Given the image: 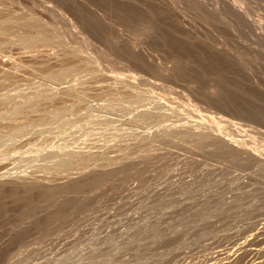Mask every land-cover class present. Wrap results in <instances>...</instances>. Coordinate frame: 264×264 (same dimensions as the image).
<instances>
[{"label":"rangeland","instance_id":"obj_1","mask_svg":"<svg viewBox=\"0 0 264 264\" xmlns=\"http://www.w3.org/2000/svg\"><path fill=\"white\" fill-rule=\"evenodd\" d=\"M36 1L41 5H36ZM107 1L0 0V20L35 13L49 26L58 27L68 41L71 37L72 45L79 46L87 40V52L99 56L103 71L100 76L79 72L82 74L64 77L62 85L80 83L86 91L78 99L67 101L72 107L65 117L51 122L43 120L46 123L23 130L16 142L4 141L16 150L4 158L0 156V163L7 165L3 169L54 174L55 171L43 167L50 159H42L40 152L35 153L38 158L31 156L29 149L37 146L44 154L59 142L70 149L96 152L89 168L111 169L95 183H86L74 193L68 191L62 198L58 196V201L56 195L46 199L37 191L26 193L27 198L22 191L15 195L0 192V264H225L219 260L224 256L225 262L229 260L227 264H264V159L248 164L242 159L226 158L229 156L214 153L208 143L196 146L191 138H167L154 144L144 143L142 138L140 144L137 139L146 130L173 121L211 120L218 123L216 127L229 132L232 140L245 141L258 153H264V30L256 27L264 28V0ZM45 5L52 8L47 10ZM39 49L42 58H34V48L11 43L9 35H0V58L5 59L4 67L10 71L0 72V78L7 79L0 82V120L15 101L46 86H42L44 82L58 87L53 79L50 78L52 83L46 78L44 69L48 63L44 60H52V55L61 50L56 44ZM176 55H182L181 60ZM180 61L188 66L174 68ZM159 64L170 68L169 75L160 73ZM135 77L139 82L132 86L129 80ZM115 85L122 93L134 91L147 97L128 102L120 93V98L113 100L108 87ZM5 93L14 97L6 98ZM58 105L44 102L36 115H47ZM148 106L172 114L169 112L167 121L162 120L165 124L159 120L131 122L129 117L135 110ZM93 116L112 117V127L100 119L105 126H94L97 131L100 127L104 130L92 133ZM5 121L4 135L10 129V122ZM61 127L67 128V133H61ZM113 127L121 130L117 132ZM2 138L1 143L9 136ZM111 158L113 164V160L109 162ZM120 161L123 163L119 164ZM77 167L69 171L77 174L82 170ZM67 173L55 172L59 180ZM33 203L37 207L33 208ZM28 208H32L33 214L35 210L33 218ZM246 250L248 253H244Z\"/></svg>","mask_w":264,"mask_h":264},{"label":"bare ground","instance_id":"obj_2","mask_svg":"<svg viewBox=\"0 0 264 264\" xmlns=\"http://www.w3.org/2000/svg\"><path fill=\"white\" fill-rule=\"evenodd\" d=\"M32 1V3H34L33 1H35V0H31ZM95 1V0H94ZM97 1V0H96ZM104 1H107V0H104ZM108 1H110V0H108ZM107 1V2H108ZM112 1V0H111ZM114 1V0H113ZM119 1V0H118ZM121 1V0H120ZM122 1H125V0H122ZM129 1V0H128ZM131 1V0H130ZM68 2V1H67ZM78 2V1H77ZM100 2V1H99ZM133 3H135L134 1H132ZM158 2H160V0H158ZM72 4H73V2H71ZM75 3H76V1H75ZM81 3H83V2H81ZM85 3V2H84ZM97 3V2H96ZM124 3V2H123ZM127 3H130V2H127ZM162 3V2H161ZM161 3H159V5H161ZM164 3V2H163ZM162 3V4H163ZM35 4L36 5H41V3L40 2H38V1H36L35 2ZM69 4V3H68ZM78 4V3H77ZM80 4V3H79ZM78 4V5H79ZM91 4H92V2H91ZM101 4V3H100ZM131 4V3H130ZM70 5V4H69ZM85 5V4H84ZM89 5V4H88ZM98 5V4H97ZM104 5V4H103ZM107 4H105L104 6H106ZM126 5V4H125ZM129 5V4H128ZM135 5V4H134ZM133 5V6H134ZM137 5V4H136ZM157 5H158V3H157ZM43 6V5H42ZM46 6V5H45ZM86 6V5H85ZM95 6V5H94ZM110 6V5H109ZM120 6V5H119ZM91 7H93V5L91 6ZM110 7H112V6H110ZM51 9L52 8V6H46V9ZM86 8V7H85ZM94 8V7H93ZM109 8V7H108ZM43 9H44V7H43ZM47 9V10H48ZM54 9V8H53ZM105 9H106V7H105ZM110 9V8H109ZM119 9V8H118ZM81 10H84V9H81ZM80 9H79V11H81ZM124 10V9H123ZM126 10H128V9H126ZM44 11V10H43ZM51 11H54V10H51ZM50 11V12H51ZM87 12H88V9H87ZM125 13H126V11H125ZM240 13H242V12H240ZM89 14V13H88ZM243 15L245 14V13H242ZM242 15V16H243ZM247 15V14H246ZM88 16V15H87ZM245 17V16H244ZM247 18H248V15H247ZM98 19V18H97ZM244 19H246V18H244ZM249 19V18H248ZM248 19H246V20H248ZM251 19V18H250ZM248 20V21H250L251 22V20ZM246 20H244V21H246ZM44 21H46V20H44L41 16H38L37 14L35 15V13H34V15H23V16H8V17H6V18H4V19H2V20H0V35H9V42H11V43H18V44H25V45H27V46H29V47H32V48H34L37 52H35L36 54H32L33 55V57L35 58V57H39V58H42V56L40 55V54H42L41 52V50L39 49L40 47H43V46H45V45H51V44H56L59 48H60V53H58V54H55V55H52L53 56V59L51 60V59H48V60H44V63H45V61H46V63H48V66H46L47 67V69H44V71L46 72V75H47V77L46 78H51V79H53L54 81H52L51 79V81H52V83L54 82V83H56L57 85H58V87H56V88H54V87H52L51 86V81L49 82V84L50 85H48L47 84V82H44L43 83V81H41L42 83H39L40 85L42 84V86L46 83V86H43V87H40V88H37L36 90H34L31 94H29V95H27V96H24V99H21V100H19V101H15L14 102V104L11 106V108L7 111V112H5V113H3L2 114V117H1V122L2 121H4V120H7V121H5V122H10V124H9V126H10V129H9V131H7V133L4 135V133H5V131H3V129H4V125L5 124H7V123H1L0 122V137L2 138V135L3 136H6V137H3V138H8V136H9V139H3L2 140V143L0 142V156H2L3 158H4V155H7V154H9V152L11 153V151H15L16 150V146H14V148L15 149H10L11 148V146L9 147V144L10 143H7V142H9V141H7L6 143L8 144V146H7V144L4 142V141H6V140H10V139H12V140H14L15 142H16V138H18L19 136H21L20 135V133H24V131L23 130H25V131H27L28 130V128L30 127V129H34L36 126H38L39 124H41V122H43V120H46V121H49L50 120V122L52 121V120H57V119H60V118H63V117H65L66 116V114H67V111L70 109V107H72V105H68L67 104V101H70V100H76V99H78L79 98V96L81 95V94H83L85 91H86V87L84 88L83 86L82 87H80V85H78V84H80V83H74V84H66V85H62V83L60 82L62 79L63 80H65L67 77L66 76H68V75H70V74H73V76H74V74L75 75H78V74H80L79 72H85V73H88V74H92V75H94V76H100V73L101 72H103V71H101V67L99 66V64H98V57H96V56H94V54L92 53V55L93 56H91V52L90 53H88L87 52V47L89 46H87L86 45V42H87V40H86V42L85 41H83L84 43L82 44V45H79V46H75L74 44L72 45V43L71 42H69V41H71L72 39H71V37H70V40L68 41L67 40V38L65 37V36H63L65 33H60L61 31H59L58 30V27L56 28V27H52L51 25L49 26V22L47 21V23L46 22H44ZM92 21V20H91ZM94 21V20H93ZM97 21V20H96ZM99 21V20H98ZM69 22V21H68ZM79 22V21H78ZM83 23H85V21L83 20L82 21ZM81 22V23H82ZM88 22V21H87ZM102 22V21H101ZM104 22V21H103ZM249 22V23H250ZM71 23V22H70ZM75 23V25H76V23L77 22H74ZM80 23V22H79ZM80 23V24H81ZM100 23V22H99ZM245 23H247V22H245ZM252 23V22H251ZM248 24V23H247ZM54 25V24H53ZM68 25H69V23H68ZM73 25V24H72ZM82 25V24H81ZM87 25V24H86ZM56 26V25H55ZM71 26V25H70ZM69 26V27H70ZM77 26H78V24H77ZM255 26V25H254ZM72 27V26H71ZM71 27H70V30H71ZM79 27H81V26H79ZM91 27V26H90ZM256 27L257 28H259V29H262V30H264V28L262 27V25H256ZM255 27V28H256ZM87 28V27H86ZM93 28V27H92ZM85 30V29H84ZM74 31V30H73ZM119 31V30H118ZM71 33H73L72 32V30L70 31ZM75 33V32H74ZM77 34V33H76ZM75 34V35H76ZM69 35V34H68ZM72 35V34H71ZM71 35H69V36H71ZM87 35V34H86ZM68 36V37H69ZM88 36V35H87ZM114 36V35H113ZM164 36V35H163ZM162 36V37H163ZM72 37H74V35H72ZM114 37H116V36H114ZM168 37V36H167ZM198 37V36H197ZM196 37V38H197ZM78 38V37H77ZM201 38V37H200ZM76 39V38H75ZM110 39V38H109ZM117 39V38H116ZM166 39V38H165ZM194 39V38H193ZM161 40V39H160ZM75 41V40H74ZM89 41V40H88ZM110 41V40H109ZM178 41H180V40H178ZM192 41V40H191ZM190 40H188V42H191ZM200 41V40H199ZM76 42H77V40H76ZM90 42V41H89ZM116 42V41H115ZM172 42V41H171ZM194 42V41H193ZM196 42V41H195ZM78 43V42H77ZM88 43V42H87ZM163 43V42H162ZM165 43V42H164ZM163 43V44H164ZM177 43V42H176ZM185 43V42H184ZM183 43V44H184ZM204 43V42H203ZM79 44V43H78ZM81 44V43H80ZM89 44V43H88ZM162 44V45H163ZM180 44H181V42H180ZM192 44V43H191ZM190 44V45H191ZM77 45V44H76ZM177 45V44H176ZM179 45V44H178ZM182 45V44H181ZM94 46V45H93ZM96 46V45H95ZM94 46V47H95ZM192 46V45H191ZM163 47V46H162ZM170 47H172V46H169V49H170ZM173 48V47H172ZM180 48H181V46H180ZM179 48V49H180ZM208 48V47H207ZM174 49V48H173ZM176 49H178V48H176ZM165 50V49H164ZM167 50H168V48H167ZM171 50V49H170ZM195 50V49H194ZM199 50V49H198ZM220 50H222V49H220ZM218 51V50H217ZM103 52H105V51H103ZM172 52H173V50H172ZM171 52V53H172ZM181 52V51H180ZM219 52V51H218ZM102 53V52H101ZM197 53V52H196ZM201 53H202V51H201ZM200 53V54H201ZM103 54V53H102ZM174 54H176V53H174ZM185 54H186V52H185ZM195 54V53H194ZM217 54V53H216ZM40 55V56H39ZM43 55V54H42ZM99 55V54H98ZM173 55V54H172ZM171 55V56H172ZM178 55V54H177ZM176 55V56H177ZM197 55V54H196ZM202 55V54H201ZM200 55V56H201ZM220 55H222V54H220ZM45 56V55H44ZM43 56V57H44ZM49 56V55H48ZM51 56V57H52ZM170 56V55H169ZM180 56V55H179ZM186 56H187V54H186ZM191 56H193V55H191ZM198 56V55H197ZM46 58H47V56H45ZM44 57V58H45ZM50 57V56H49ZM100 57L102 58V55H100ZM105 58H104V61L106 62L107 61V57L106 56H104ZM110 57V56H109ZM163 57V56H162ZM164 57H166V56H164ZM175 56H173V58H174ZM180 57H182V55L180 56ZM180 57H176V59L177 58H179L180 59ZM184 57H185V55H184ZM220 57V56H219ZM222 57V56H221ZM226 57V56H225ZM224 57V58H225ZM159 58V57H158ZM167 58V57H166ZM169 58V57H168ZM167 58V59H168ZM187 58H189V56L187 57ZM106 59V60H105ZM109 59V58H108ZM170 59H171V57H170ZM175 59V58H174ZM179 59L178 60H175V61H179ZM184 59V58H183ZM182 59V60H183ZM199 59V58H198ZM215 59H216V57H215ZM226 59V58H225ZM232 59V58H231ZM40 60V59H39ZM54 60V61H53ZM102 61H103V58L101 59ZM169 60V59H168ZM173 60V59H172ZM181 60V59H180ZM101 61V62H102ZM157 61H158V59H157ZM185 61H188V60H185ZM201 61V60H200ZM242 61V60H241ZM54 63V66H51V65H49V63ZM104 62V63H105ZM155 62H156V60H155ZM161 62V61H160ZM177 62H175L174 64H176ZM181 62H183V61H180V65H178V64H176V65H174V68L176 67L177 69H182V68H179L180 66H183V67H185V65L187 64V66H188V63L186 62V64L185 65H182L181 64ZM193 62V61H192ZM204 62V61H203ZM216 62V61H215ZM157 63V62H156ZM164 63V62H163ZM166 63V62H165ZM183 63H185V62H183ZM199 63V62H198ZM202 63V62H201ZM55 64H56V68H55ZM4 65H6L5 64V59L3 60V59H1L0 58V72H3V73H5L6 71L7 72H10V71H8V68L6 69L5 67H4ZM192 65V64H191ZM194 65V64H193ZM203 65V64H202ZM204 65H205V63H204ZM247 65V64H246ZM7 66V65H6ZM11 66V65H10ZM14 66V65H13ZM13 66H11V68H13ZM186 66V67H187ZM15 67H16V65H15ZM157 67V66H156ZM185 67V68H186ZM197 67H198V65H197ZM201 67V66H200ZM203 67V66H202ZM243 67V66H242ZM10 68V67H9ZM10 68V69H11ZM158 68H159V70L161 71L160 73L161 74H163V75H169L168 73L170 72V68H168L167 67V65L166 66H164L163 64H159L158 65ZM204 68V67H203ZM207 68V67H206ZM205 68V69H206ZM245 68V67H244ZM184 69V68H183ZM173 70H175V69H173ZM188 70V69H187ZM197 70V69H196ZM203 70V69H202ZM245 70V69H244ZM247 70H248V68H247ZM191 71H193L192 69H191ZM175 72H177V70L175 71ZM186 72H188V71H186ZM204 72V71H203ZM2 73V74H3ZM44 73V72H43ZM77 73V74H76ZM208 73V72H207ZM45 74V73H44ZM82 74V73H81ZM80 74V75H81ZM101 74H103V73H101ZM193 75H194V73H193ZM2 76V75H1ZM4 76V75H3ZM45 76V75H44ZM43 76V78H42V80L45 78ZM211 76V75H210ZM216 76V75H215ZM5 77V76H4ZM64 77H66V78H64ZM76 77H78V76H76ZM79 77H82V76H79ZM78 77V78H79ZM195 77V76H194ZM214 77V76H213ZM212 77V78H213ZM217 77V76H216ZM2 78V79H1ZM0 78V82H2L4 79H3V77H1ZM157 78H159V77H157ZM161 78V77H160ZM6 79V78H5ZM219 79H220V77H219ZM219 79H217L218 80V82H219ZM2 80V81H1ZM7 80V79H6ZM6 80H4V81H6ZM47 80V79H46ZM146 80V79H145ZM145 80H142L141 79V81H145ZM162 80V79H161ZM3 81V82H4ZM130 83H131V85L132 86H135V85H137V83L139 82V80H137V78L135 77V78H131L130 80ZM140 81V82H141ZM149 81V80H148ZM151 81V80H150ZM149 81V82H150ZM214 81V79H212V82ZM146 82H147V80H146ZM248 82V81H247ZM63 83H65V82H63ZM144 83V82H143ZM252 83V82H251ZM147 83H145V85H146ZM151 84H154V82L153 83H151ZM39 85V86H40ZM48 85V86H47ZM150 85V84H149ZM148 85V86H149ZM216 85V84H215ZM249 85V84H248ZM158 86H160V85H158ZM212 86V85H211ZM217 86V85H216ZM216 86H215V88H216ZM253 86H256V83H255V85H253ZM37 87V86H36ZM220 87V86H219ZM258 87V86H257ZM257 87H256V89H257ZM154 88V87H153ZM253 88V87H252ZM108 89H110L111 90V92L113 93V100H115L116 98L118 99V97L120 98V93H122L121 92V89L117 86V85H115V86H110V87H108ZM148 89V88H147ZM220 89V91H221V88H219ZM223 89V88H222ZM259 89V88H258ZM261 89V88H260ZM150 90V89H149ZM154 90V89H153ZM213 90H214V87H213ZM263 91H264V89H262ZM151 91V90H150ZM149 91V92H150ZM211 90H209V92H210ZM215 91V90H214ZM152 92V91H151ZM218 92H216V94H217ZM123 94V96H122V99L123 98H127L128 99V102L129 101H132V102H136V101H140V100H143L145 97H147V96H145V95H142L141 93H139V92H134V91H125V92H123L122 93ZM218 95V94H217ZM216 95V96H217ZM3 96H5L6 98H13L14 96H12V95H10L9 93H5ZM210 96V95H209ZM229 96H232V95H229ZM148 97H150V96H148ZM211 97V96H210ZM115 98V99H114ZM212 98V97H211ZM213 98H216L215 96L213 97ZM225 98V97H224ZM228 98V97H227ZM116 99V100H117ZM126 99V100H127ZM226 99V98H225ZM112 100V101H113ZM214 100V99H213ZM227 100V99H226ZM125 101V100H124ZM228 101H229V99H228ZM44 102H53V103H57V104H60V105H58L57 107H55V108H53V109H51L50 110V112H48V114H47V112H46V114L47 115H45V114H42V115H40V116H37L36 115V112H38L39 110H40V107H42L41 106V104L42 103H44ZM59 102V103H58ZM125 102H127V101H125ZM215 102H217V101H215ZM112 103V102H111ZM114 103V102H113ZM113 103H112V105H113ZM233 103V102H232ZM229 104V103H228ZM106 105V104H105ZM111 105V104H110ZM109 105V106H110ZM231 105V104H230ZM102 106V105H101ZM227 106V105H226ZM102 107H104V105L102 106ZM114 107V106H113ZM113 107H111L110 106V108H113ZM105 108H108L107 107V105H106V107ZM154 107H152V106H148V107H143V109H137V110H135L136 112L134 113V111H133V113H131V115L132 116H130L129 118H130V120H131V122H133L134 121V123L136 124V123H142V122H146L147 120L148 121H150V120H159V121H164V118L166 119L167 117H169L171 114L168 112V111H166V110H157V109H153ZM157 108V107H156ZM256 111V110H255ZM44 112H45V110H44ZM170 114V115H169ZM256 114H258V113H256ZM45 115V116H44ZM215 117H218V116H216V115H214ZM108 116H106V118H104L103 117V119L105 120V122L107 121L108 123H109V125L108 126H111L112 127V122H109V119L111 118L112 119V117H110V118H107ZM207 118V117H206ZM209 118V117H208ZM220 118V117H219ZM100 119L101 118H97L96 116H93V118H92V120H91V123H93L92 124V126H94V124H98V123H101V121H100ZM103 119H101L102 121H104ZM126 120H129V119H126ZM129 120V121H130ZM208 120V119H207ZM148 121H147V123H148ZM162 121V122H163ZM166 121H167V119H166ZM165 121V122H166ZM210 121L211 120H209V122H204V121H202V122H200V121H191V120H187V121H185V122H182V123H175V121H173L174 123H170V124H165L164 122V124L165 125H163L162 124V126L160 125L159 126V128L157 127V126H154V127H156V128H154V129H152V130H150V131H147L146 130V132H143L142 134H140L138 137H137V139H138V142H139V139L140 138H142L143 140H145V142L144 143H147L146 141H148V143L149 142H152L153 141V144H154V141L156 142V141H158V140H162V141H164L165 142V140L168 138H178V139H181V138H186L187 140H188V138H191V140H194L193 142H196L195 143V145L197 146H199V144H201V146H203V144L204 143H206V145H207V143H208V145H211L213 148H214V153L215 152H218V153H221V154H225L224 156H229V157H226V158H230V159H233V158H235V160H237V159H242L243 161H250V163H251V161H252V164H254V162L255 163H257L258 161H260V160H262V159H264V153L262 154V153H258L257 151H256V148H253L252 146H250L248 143H246L245 141H234V140H232V138H231V134L229 133V132H227V131H225L223 128H220V127H216L217 125L216 124H218V123H216V122H213V121H211L212 123H210ZM123 122V121H122ZM127 122V121H126ZM130 122V123H131ZM151 122V121H150ZM177 122V121H176ZM43 123H46L45 121L43 122ZM103 123V122H102ZM99 124L98 126H101V125H104V124ZM111 123V124H110ZM125 123V122H124ZM123 123V124H124ZM129 123V122H128ZM129 123V124H130ZM144 123H142V124H144ZM160 123V122H159ZM158 123V124H159ZM210 123V124H209ZM131 124H133V123H131ZM134 124V125H135ZM157 124V125H158ZM96 125L94 126L95 128H94V132H92V133H94V134H96V131H97V129L96 128H98V127H96ZM105 126V125H104ZM107 126V125H106ZM108 126L106 127L107 128V130H108ZM138 126V125H137ZM111 127H109V128H111ZM116 128H120V127H117V125L115 126ZM93 128V127H92ZM101 129L99 130V131H97V132H100L101 130H102V128H104V127H100ZM106 128H105V130H106ZM114 128V127H113ZM116 128H114V130L115 131H119V130H121V129H116ZM27 129V130H26ZM29 129V130H30ZM60 132L61 133H65L66 131H67V128H64V127H61L60 129ZM93 130V129H92ZM91 130V131H92ZM104 130V129H103ZM102 130V131H103ZM114 130H110V131H114ZM224 130V131H223ZM114 131V132H115ZM134 132V131H133ZM132 132V133H133ZM67 133V132H66ZM90 134H91V132H90ZM1 138H0V141H1ZM163 139H165V140H163ZM171 139V140H172ZM11 140V141H12ZM141 140V139H140ZM142 140V141H143ZM170 140V141H171ZM160 141H159V143H160ZM169 141V140H168ZM167 141V142H168ZM185 141V140H184ZM18 142V141H17ZM141 142V141H140ZM139 142V143H140ZM173 142H175V141H173ZM178 142V141H177ZM65 143V142H64ZM161 143H163V142H161ZM199 143V144H198ZM12 144H13V142H12ZM141 144V143H140ZM152 144V143H151ZM150 144V145H151ZM165 144V143H164ZM11 145V144H10ZM146 146H144V148L145 147H147V144H145ZM205 145V144H204ZM149 146V145H148ZM152 146V145H151ZM210 146V147H211ZM52 147V149H50V151L48 150V151H44V152H46V153H44V154H46V155H44V154H41V149H40V147H32L31 149H29V152L31 151L33 154H30L29 152L27 153L28 155L30 154L31 156L32 155H34L35 156V153H39L38 155L42 158H44L45 156L48 158V159H50V161L49 162H47V160H46V162H44L43 160H42V163L44 162V164H43V167L44 168H46V170L47 169H49V170H51L52 172H58V171H68V173H67V175H65V176H63V178H62V180H59L60 178L58 177L57 178V176H56V174H55V172H54V174H51V175H46V174H35L36 172L34 171V173H31V172H26L25 170L24 171H15L14 170V172L10 169V168H8V170L7 169H3V168H5V163H4V161H1L2 163H0V192H4V191H7V195H8V191H9V195H11V193H12V195L14 194L15 195V193L17 192V194H19L18 192L20 191H22L23 192V195L25 194V196L30 192V191H37V193H39V196H43V197H45L46 199L47 198H50V197H55V195H56V198H57V201H58V196H60V198H62L63 196H64V193H66V192H70L71 190H73V192L72 193H74V191L76 190V189H78V188H80V187H82L83 185L85 186V185H87L86 183H91V182H94L95 183V181L94 180H97V179H99V178H101L102 176L104 177V174L107 172V174H108V171L109 170H111V169H109V170H107V168H106V170L105 169H103V168H101V169H99V168H97V167H91V168H89V162L90 161H92V160H94L95 159V157L97 156V153L96 152H93V151H90V150H88V151H86V150H75V149H70L69 147H67V144H63V142H59V143H57L56 145H52L51 146ZM12 148H13V145H12ZM69 148V149H68ZM149 149L150 148H152V147H148ZM212 148V149H213ZM147 149V148H146ZM41 150V151H40ZM43 152V151H42ZM41 154V155H40ZM43 155V156H42ZM217 156H219V155H217ZM223 156V157H224ZM35 157H37V156H35ZM46 157L44 158V159H46ZM117 157H119V156H116V158ZM3 158H1L0 157V159H3ZM29 159H30V157H28ZM32 158V157H31ZM38 158V157H37ZM42 158V159H43ZM114 159H115V157H113ZM113 158H111L110 159V161L109 162H112V160H113ZM237 158V159H236ZM35 159L36 158H34V161H35ZM109 159V158H108ZM118 160V159H117ZM129 160V159H128ZM39 161V160H38ZM41 161V160H40ZM127 161V160H126ZM132 161V160H131ZM131 161H129V162H131ZM108 162V161H107ZM108 162V163H109ZM115 161L113 160V162H112V164L114 163ZM121 163H119V164H122L123 162H125V160L122 162V161H120ZM246 162V163H247ZM106 163V162H105ZM110 164V163H109ZM115 164H117V163H115ZM118 164V165H119ZM126 164V163H125ZM130 164V163H129ZM248 164H249V162H248ZM101 165H104V164H101ZM106 165V164H105ZM104 165V166H105ZM118 165H116V166H118ZM7 166V165H6ZM77 166H81V169L82 170H80V172L78 171L77 172V174H76V172L73 174L72 172H70L69 170L70 169H72L73 167H75V168H78ZM96 166V165H95ZM100 166V165H99ZM110 167L112 166V165H109ZM108 166V167H109ZM115 166V167H116ZM120 166V165H119ZM122 166V165H121ZM123 166H124V164H123ZM123 166H122V168H123ZM264 166V165H263ZM42 167V168H43ZM106 167V166H105ZM104 167V168H105ZM109 167V168H110ZM114 167V166H113ZM112 167V168H113ZM125 167V166H124ZM43 168V169H44ZM261 168V167H260ZM3 169V170H2ZM11 171H10V170ZM113 169H115V168H113ZM118 169V168H117ZM119 169H121L120 167H119ZM262 169V168H261ZM4 170H6V171H4ZM116 170V169H115ZM122 170V169H121ZM258 170V169H257ZM260 170V169H259ZM262 170H264V167H263V169ZM33 172V171H32ZM115 172V171H114ZM262 172V171H261ZM109 173H110V171H109ZM111 173H113L112 171H111ZM253 173V172H252ZM259 173V172H258ZM256 174V173H255ZM262 174H263V172H262ZM106 175V174H105ZM257 175V174H256ZM251 176V175H250ZM259 177V176H258ZM263 178V177H262ZM90 185H92V184H90ZM84 189V188H83ZM81 190V189H80ZM80 190L78 191V192H80ZM264 191V190H263ZM2 192V193H3ZM25 192V193H24ZM69 192L68 193H66V194H69ZM5 193V192H4ZM27 193V194H26ZM36 193V194H37ZM72 193H70V195L72 194ZM262 193V192H261ZM16 194V195H17ZM41 194V195H40ZM262 194H264V192L262 193ZM5 195V194H4ZM20 195H22V193L20 194ZM29 195H31V192H30V194ZM62 195V196H61ZM70 195H67V196H70ZM3 196V195H2ZM33 196V195H32ZM38 196V195H37ZM67 196L65 195V197L67 198ZM19 197V196H18ZM17 197V198H18ZM28 197V195L25 197V198H27ZM30 198H32V197H30ZM29 198V199H30ZM69 198V197H68ZM19 199H20V197H19ZM22 199V198H21ZM42 199V198H41ZM55 199V198H54ZM64 199V198H63ZM25 200V199H24ZM23 200V201H24ZM43 200V199H42ZM50 200V199H49ZM64 200H66V199H64ZM63 200V201H64ZM44 201V200H43ZM59 201H61V199L59 200ZM67 201V200H66ZM30 202L32 203V201L30 200ZM34 202H36V201H34ZM45 202H46V200H45ZM27 203V202H26ZM41 203V202H40ZM50 203H52V200L50 201V202H48V205H50ZM30 204V203H29ZM34 204V207L33 208H35V207H37V206H35V203H33ZM44 204V203H43ZM47 204V203H46ZM45 204V205H46ZM1 206V205H0ZM31 206V205H30ZM29 207V206H28ZM29 209V208H28ZM30 209H32V208H30ZM30 209H29V211H30ZM24 210V209H23ZM27 210V209H26ZM25 210V211H26ZM247 210V209H246ZM248 210H249V208H248ZM32 211H34V214H35V210L33 209ZM30 213H32L31 211H30ZM29 213V215H31L30 217H34V216H32V215H34L33 213L32 214H30ZM28 214V213H27ZM26 215V214H25ZM20 217H22V216H20ZM26 219V218H25ZM28 219V218H27ZM26 219V220H27ZM31 219V218H30ZM25 220V221H26ZM19 222V221H18ZM22 222V221H21ZM20 223V222H19ZM18 223V224H19ZM24 223V222H23ZM67 230H69V229H67ZM66 230V231H67ZM69 233V232H68ZM47 234V233H46ZM45 234V235H46ZM62 234V233H61ZM66 234V233H65ZM44 235V234H43ZM44 235V236H45ZM43 236V237H44ZM48 236V235H47ZM47 236H45V237H47ZM53 238V237H52ZM52 242V241H51ZM51 244V243H50ZM52 244H54V243H52ZM244 247H246V246H244ZM240 249H241V246H240ZM232 251V250H231ZM234 251V250H233ZM247 252H244V253H248V250H246ZM238 252H240V251H238ZM228 253H230L229 251H228ZM243 253V254H244ZM225 254H227V253H225ZM242 254V255H243ZM229 257H230V254H227ZM227 255H226V257H227ZM233 255V254H232ZM235 255V254H234ZM233 255V256H234ZM238 255V254H237ZM241 255V257L240 258H242L243 256ZM222 256H223V254H222ZM232 256V257H233ZM221 257V256H220ZM219 257V258H220ZM231 257V258H232ZM218 258V259H219ZM224 259L222 260V257H221V259H219L220 260V262L222 263V261H223V263H225V264H227V262L229 261H226L225 262V256L223 257ZM231 258H230V260H231ZM235 258V257H234ZM238 258V257H237ZM243 258H245V257H243ZM236 260V259H235ZM234 260V261H235ZM243 260V259H242ZM232 261H233V259H232ZM237 261V260H236ZM239 261V260H238Z\"/></svg>","mask_w":264,"mask_h":264}]
</instances>
